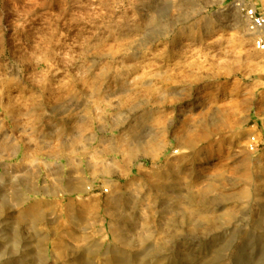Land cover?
I'll return each mask as SVG.
<instances>
[{"label":"rangeland","instance_id":"rangeland-1","mask_svg":"<svg viewBox=\"0 0 264 264\" xmlns=\"http://www.w3.org/2000/svg\"><path fill=\"white\" fill-rule=\"evenodd\" d=\"M262 3L0 0V264H264Z\"/></svg>","mask_w":264,"mask_h":264},{"label":"built area","instance_id":"built-area-1","mask_svg":"<svg viewBox=\"0 0 264 264\" xmlns=\"http://www.w3.org/2000/svg\"><path fill=\"white\" fill-rule=\"evenodd\" d=\"M240 11L246 21L247 30L252 37V44L256 51L264 54V0L261 5H239ZM264 128V124L262 125ZM263 142L257 132L253 133L248 142L251 152H258ZM107 192V190H105Z\"/></svg>","mask_w":264,"mask_h":264},{"label":"crops","instance_id":"crops-1","mask_svg":"<svg viewBox=\"0 0 264 264\" xmlns=\"http://www.w3.org/2000/svg\"><path fill=\"white\" fill-rule=\"evenodd\" d=\"M7 194L10 196L11 192L9 191ZM12 217H13V215H12V210H9V211H8V215H7V218L10 219V218H12Z\"/></svg>","mask_w":264,"mask_h":264}]
</instances>
